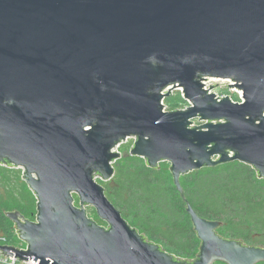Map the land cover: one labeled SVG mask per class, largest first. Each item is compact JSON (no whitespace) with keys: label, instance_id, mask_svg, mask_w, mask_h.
<instances>
[{"label":"water","instance_id":"95a60500","mask_svg":"<svg viewBox=\"0 0 264 264\" xmlns=\"http://www.w3.org/2000/svg\"><path fill=\"white\" fill-rule=\"evenodd\" d=\"M232 81L243 102L203 81ZM180 90L190 106L165 111ZM199 120L202 125L195 126ZM180 178L238 161L264 179V0H0V167L23 170L36 220L7 212L40 264H260L264 248L228 239L187 203L195 260L132 228L104 187L117 148ZM77 194L80 206L75 205ZM87 206L108 223L89 218Z\"/></svg>","mask_w":264,"mask_h":264},{"label":"trees","instance_id":"16d2710c","mask_svg":"<svg viewBox=\"0 0 264 264\" xmlns=\"http://www.w3.org/2000/svg\"><path fill=\"white\" fill-rule=\"evenodd\" d=\"M173 94L163 101L166 111L189 105L181 91ZM230 98L240 102L236 93ZM113 166L115 175L110 181L97 179L108 199L132 228L176 257L194 259L201 245L187 203L203 218L221 221L223 225L217 230L221 236L264 248V179H259L250 165L233 161L181 176L186 201L175 186L170 163L162 162L159 169H153L145 159L126 151ZM74 197L79 206L78 195ZM11 211L34 221L37 199L23 180L22 169L2 166L0 234L6 235L10 243L16 234L14 223L6 216ZM93 219L99 225L106 224L97 214Z\"/></svg>","mask_w":264,"mask_h":264},{"label":"rangeland","instance_id":"374dc122","mask_svg":"<svg viewBox=\"0 0 264 264\" xmlns=\"http://www.w3.org/2000/svg\"><path fill=\"white\" fill-rule=\"evenodd\" d=\"M211 83H212V86H216V85H218L219 84V86H217V87H215L214 89H212L214 92V94H218L219 96L220 95H226V96H230V95H232L233 93H236V94H238V95H243V92L241 91V90H239L238 88H236V87H233V88H225L224 89V87H227V86H230V85H232L231 83H233V82H228V81H211ZM211 90V91H212ZM177 91H180V90H174L173 92H172V95H174L173 93H176ZM226 91H228L229 93H230V95H228V94H226L227 92ZM189 104V103H188ZM190 106V104L189 105H186V106H184L183 107V109H186V108H188ZM194 124H195V126H199V125H202L203 123L202 122H200L199 120H195L194 121ZM134 142H135V139H133V138H131V139H129L128 141H126L125 143H122L121 145H120V147H118L117 148V150H118V152H120V153H122L123 155H124V153L126 152V151H129V153H130V151H131V149H132V147H133V144H134ZM167 163H169V162H167ZM171 165V164H170ZM2 167V166H1ZM4 167V166H3ZM169 169H170V167H169ZM171 172V171H170ZM98 179H100V178H98ZM29 187V186H28ZM30 189V188H29ZM34 194V193H33ZM75 195H77V194H75ZM79 197V196H78ZM36 198V197H35ZM79 206H80V202H79ZM78 206V207H79ZM87 208V212H88V216H89V218H91V219H93V217H95V214H97L98 215V213H97V210L94 208V207H92V206H87L86 207ZM12 212V211H11ZM36 215H37V213H36ZM35 220H36V218H35ZM34 220V221H35ZM101 226H104V227H108V223H106V224H103V225H101ZM149 240V239H148ZM150 242H154V241H151V240H149ZM154 243H156V242H154ZM11 244L12 245H14V246H16V247H19V248H23V247H26L27 246V244L23 241V240H21L20 238H19V236L17 235V234H15V235H13V237H12V241H11ZM156 244H159V243H156ZM159 245H161V244H159ZM164 249V248H163ZM165 251H166V249H164ZM166 252H168V251H166ZM169 253V252H168ZM170 254H173V253H170ZM173 255H175V254H173ZM176 256V255H175ZM178 257V256H177ZM180 258H182V259H184L185 260V258H183V257H180ZM196 258H194V259H189V260H195ZM219 262H217V264H218ZM216 264V263H215ZM222 264H225V263H222ZM260 264H264V263H260Z\"/></svg>","mask_w":264,"mask_h":264},{"label":"built area","instance_id":"2783aa9c","mask_svg":"<svg viewBox=\"0 0 264 264\" xmlns=\"http://www.w3.org/2000/svg\"><path fill=\"white\" fill-rule=\"evenodd\" d=\"M211 81H228V82H232V81H229V80H222V79H215V78H209L208 80L206 81H203V83L205 84V88L206 89H210L211 86H212V83ZM233 84V83H231ZM237 88V87H236ZM214 91L210 90V93H213ZM216 96L219 100L227 97L226 95H218L216 93ZM230 97V96H228ZM239 98H240V102H237V103H242L243 102V95H239ZM166 111V109H165ZM195 125V124H194ZM0 246H12V247H15L16 249L18 250H21V251H26L27 250V246L26 247H23V248H19V247H16L14 245H12L10 242H9V239L7 238L6 235L4 234H0ZM35 259L34 258H31L29 260H25V259H21L15 255H4L2 254V251H0V264H40V260H37L36 262L34 261Z\"/></svg>","mask_w":264,"mask_h":264}]
</instances>
